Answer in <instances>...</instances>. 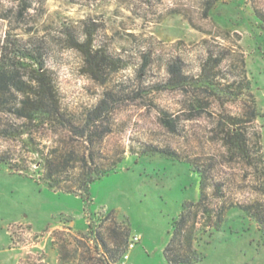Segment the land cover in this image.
<instances>
[{"label":"rangeland","instance_id":"1","mask_svg":"<svg viewBox=\"0 0 264 264\" xmlns=\"http://www.w3.org/2000/svg\"><path fill=\"white\" fill-rule=\"evenodd\" d=\"M0 264H264V0H0Z\"/></svg>","mask_w":264,"mask_h":264},{"label":"trees","instance_id":"2","mask_svg":"<svg viewBox=\"0 0 264 264\" xmlns=\"http://www.w3.org/2000/svg\"><path fill=\"white\" fill-rule=\"evenodd\" d=\"M86 54L88 56L87 61L90 63L95 62V60L97 59V56L93 55L91 52L87 51ZM37 72H38V80H39V92H41V93L42 92H48V90H49L48 80L45 78L44 74L40 73L39 71H37ZM177 78L180 79L182 77H180V75H177ZM49 110L54 111L55 109L52 107ZM38 112H39V110H38ZM234 136H235V138L242 141V134L241 133H235ZM190 256H192V255H188L186 258H189ZM186 258L182 259V260H186Z\"/></svg>","mask_w":264,"mask_h":264},{"label":"built area","instance_id":"3","mask_svg":"<svg viewBox=\"0 0 264 264\" xmlns=\"http://www.w3.org/2000/svg\"><path fill=\"white\" fill-rule=\"evenodd\" d=\"M139 241H140V236L135 235L129 243V248L131 249V248L135 247ZM126 257H129V255H126Z\"/></svg>","mask_w":264,"mask_h":264},{"label":"crops","instance_id":"4","mask_svg":"<svg viewBox=\"0 0 264 264\" xmlns=\"http://www.w3.org/2000/svg\"><path fill=\"white\" fill-rule=\"evenodd\" d=\"M19 217H21V215H19V216L16 218V220H17Z\"/></svg>","mask_w":264,"mask_h":264}]
</instances>
